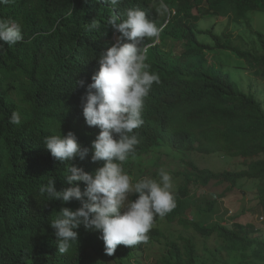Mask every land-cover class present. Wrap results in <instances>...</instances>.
<instances>
[{
    "label": "trees",
    "instance_id": "trees-1",
    "mask_svg": "<svg viewBox=\"0 0 264 264\" xmlns=\"http://www.w3.org/2000/svg\"><path fill=\"white\" fill-rule=\"evenodd\" d=\"M162 2L169 7L164 16L156 12L161 0H118L115 5L110 0H8L6 4L0 0V20L17 23L23 36L14 45L0 41V264H85L89 249L98 252L100 231L86 229L83 224L73 229L78 237L69 251L59 252L50 222L62 207L76 210L81 201L50 200L39 189L49 179H54L57 191L69 187L65 183L69 166L93 172L103 164L91 162V141L100 130L87 126L82 104L87 85L99 69L100 53L127 42L107 21L117 14L122 22L128 9L143 10L157 27L166 26L159 39L145 38L141 45L147 47V70L158 74L161 83H153L145 98L143 125L134 130L140 142L123 162L124 172L128 161L161 144L180 151L240 158L245 164L240 170L213 171L188 161L183 182L173 190L176 207L164 218L202 236L215 235L227 255L238 251L247 257L245 250L252 248L251 256L264 263V240L250 235V223L232 220L230 225L218 222L206 226L185 218L198 207L191 188L215 182L227 183L231 189L243 178L264 180V110L221 66L204 58L213 49L228 50L264 72V54L240 49L226 33L197 29L204 18L230 12L239 20L246 18L248 11H264V0ZM93 20L99 22L98 29L91 27ZM202 33L213 45L198 41L197 34ZM256 34L264 50V39L260 32ZM167 37L182 43L177 55L164 52L159 45ZM81 80L83 86L77 83ZM13 111L21 114L19 125L10 123ZM69 131L89 151L83 160L76 157L62 163L43 142L45 137L64 136ZM142 179L138 176L133 183ZM75 183L84 189L82 181ZM135 198V194L130 197ZM212 204L200 208L210 211ZM163 236L162 230L153 226L147 243L159 242ZM178 241L180 244L169 243L161 264H197L194 241L185 236ZM146 244L117 246L118 263Z\"/></svg>",
    "mask_w": 264,
    "mask_h": 264
},
{
    "label": "clouds",
    "instance_id": "clouds-1",
    "mask_svg": "<svg viewBox=\"0 0 264 264\" xmlns=\"http://www.w3.org/2000/svg\"><path fill=\"white\" fill-rule=\"evenodd\" d=\"M8 3V0H2ZM86 2V0H85ZM115 5L118 0H110ZM160 16L169 13L167 4L156 8ZM121 21L113 14L107 21L127 42L113 44L98 57V71L87 85V94L82 104V114L89 127H98L99 134L91 141V162H103L93 172H86L76 166L68 167L65 183L70 185L60 191L54 187V179H49L39 191L47 193L50 200L68 203L81 201L76 210L62 207L50 222L55 230L60 253H67L72 242L77 241L76 229L83 224L86 229L100 231L104 243V253L113 256L117 246L135 247L149 241V233L156 216L163 218L176 207L172 177L164 170L159 172V181L142 179L133 184L122 164L134 146L140 141L134 130L143 125L142 110L145 98L153 83H161L159 75L150 73L145 63L147 47H141L145 38L159 39L166 25H157L148 19L140 9H128ZM91 27L98 29L99 22L93 20ZM20 26L11 20H0V41L14 45L21 41ZM80 86L84 82L77 81ZM10 123L19 125L21 114L13 111ZM114 134L116 138H114ZM44 146L51 156L60 162H67L88 154L82 148L76 135L69 131L66 135L45 137ZM82 181L81 190L75 183ZM135 194V199H130ZM86 198V200H85Z\"/></svg>",
    "mask_w": 264,
    "mask_h": 264
},
{
    "label": "rangeland",
    "instance_id": "rangeland-1",
    "mask_svg": "<svg viewBox=\"0 0 264 264\" xmlns=\"http://www.w3.org/2000/svg\"><path fill=\"white\" fill-rule=\"evenodd\" d=\"M211 28L215 33H226L231 43L242 50L257 55L264 54L262 45L257 37L260 32L264 39V11L253 10L246 13V18L235 20L232 13L222 16H213L201 19L197 29ZM116 39V38H115ZM200 42L213 45L211 38L206 34H197ZM162 50L171 55H177L182 47L180 41L165 38L159 43ZM206 62H216L231 80L235 81L240 90L252 94L264 110V72L256 70L244 59L232 52L222 49H213L205 53ZM205 62V63H206ZM193 163L199 168H208L213 171L240 170L245 164L240 158L214 153L205 155L198 152L175 150L161 144L153 147L146 154L133 158L127 162L125 172L133 183L138 176L144 179L159 181V172L164 170L172 177L174 189L183 182V172L187 170L186 163ZM178 175L175 176V174ZM134 184V183H133ZM227 183L210 182L206 186L191 188L193 198L198 207L185 215L188 220L197 221L209 226L214 223L230 225L232 220L245 224L250 223V235L264 240V180L258 178L240 179L234 187L227 189ZM213 203L212 209H201L207 203ZM201 207V208H200ZM153 226L159 227L164 236L159 242L147 243L143 249L137 250L131 258L124 259L121 264H161L165 257L169 243L178 241V237L191 238L196 246L197 264H264L261 260L251 256L252 248L245 250L247 257L234 251L227 255L221 249V243L215 235L202 236L191 228H186L176 220L168 221L164 217L156 216ZM119 264L115 254L108 256L104 253V243H99L98 252L89 249V259L85 264Z\"/></svg>",
    "mask_w": 264,
    "mask_h": 264
}]
</instances>
